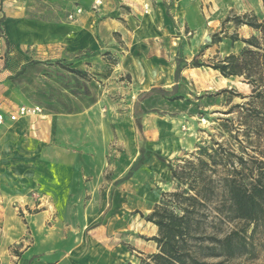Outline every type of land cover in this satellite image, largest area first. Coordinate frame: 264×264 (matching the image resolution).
I'll return each instance as SVG.
<instances>
[{"label": "rangeland", "instance_id": "1", "mask_svg": "<svg viewBox=\"0 0 264 264\" xmlns=\"http://www.w3.org/2000/svg\"><path fill=\"white\" fill-rule=\"evenodd\" d=\"M190 1L199 3L208 33L200 48H184L182 43L175 48L171 55L174 65L171 82L155 86L170 91L168 94L140 91L131 74L122 73L109 81L97 79L96 89L91 86L89 95H83L86 100L98 95L90 112L77 118H47L44 111L63 108L69 103L62 90L78 91L80 87L67 79L73 73L61 68L64 63L56 59L41 67L32 66L26 72L23 79L29 83L32 104L41 107L39 113L18 116L30 118L31 143L29 148L17 150L13 155L7 143L0 139V158H7L0 168L19 172L16 180L4 181L0 169V189L5 192L0 194L6 196L13 190L20 196L11 202L0 197V217L11 222L8 227L0 223V233L10 230L18 236L8 244L9 252L38 243L43 254L57 256L63 264H68L86 252L96 253L106 248L117 254L111 257V263L94 260L83 264L154 263L153 255L160 252L156 239L159 229L146 216L164 194L187 188L171 176L169 164L176 167L184 159L197 162L204 151L220 152L218 146L247 161L252 157L264 160V95H257L244 76H223L211 67L212 62L238 54L245 45L240 38L260 37L257 30L251 35L244 31L245 24H237L235 16H256L260 21L264 17L244 9L252 3L250 0ZM101 4L92 5V10ZM140 4V10L150 13L149 0ZM261 6L264 11V3ZM78 7L82 6L77 0H10L4 6L7 11L2 10L0 59H6L10 48L8 27L14 18L10 15L16 10L29 18L55 22L72 20L75 14L73 18L69 15ZM46 29L52 30L50 25L41 30ZM184 31L188 38L191 31L183 28ZM178 58L182 70L180 78L175 80ZM194 59L199 61L198 66L193 65ZM41 83L53 94L52 99L45 98L40 91ZM175 85L177 89L173 92ZM0 100V105L8 103ZM12 101L17 106L15 109L9 106L8 115L16 113L19 106L15 99ZM136 110L148 111L140 115L139 123ZM16 120L8 119V122ZM142 148L145 160L131 171ZM25 156L31 159V165L10 164L12 158L23 162ZM216 168L217 174L209 169L207 172L217 176L222 166ZM40 211L44 217L40 224L34 223L30 214ZM194 217L200 220L199 228L187 237L185 247L197 257L222 263L229 260L264 264V226L256 227L242 219L229 220L207 206L201 207ZM232 230H244L251 254L207 257L198 251L201 243L212 244L207 234L222 237Z\"/></svg>", "mask_w": 264, "mask_h": 264}, {"label": "crops", "instance_id": "2", "mask_svg": "<svg viewBox=\"0 0 264 264\" xmlns=\"http://www.w3.org/2000/svg\"><path fill=\"white\" fill-rule=\"evenodd\" d=\"M77 1L81 3L83 12L76 13L72 20L65 18L46 22L26 17L17 10L14 15H10L14 17L10 19L8 27L10 48L6 59H0V90L2 89L0 99L8 102L5 106L0 105V113L4 116V124L0 125V133H3V136L0 139L7 143L8 150H11L13 155L17 150L29 148L31 138L28 134H31L32 130L28 125L30 119L28 117H20L15 122L9 123L7 110L9 106L16 108L13 99L19 106L36 105L32 104L34 98L31 96L29 83L23 79L32 66L41 67L46 62L50 63L51 60L56 59L64 63L62 65H69L70 68L86 73L84 77L75 74L66 77L80 87L77 92L71 89L61 91L63 97L69 100L66 107L44 111L47 118L50 116L77 118L85 112H90L91 106L98 101L97 94L92 97L96 99L94 102H90L91 98L86 100L83 97L87 93L89 95L91 86L96 89L97 79L109 81L122 73H130L136 85L140 86V91H150L161 83L168 84L171 82L174 70L171 55L175 48L180 43L184 48H200L204 44V36L208 33L199 3L190 0H149L151 10L147 14L140 10L142 0H101V6L95 10L91 7L94 5V0ZM250 1L252 3L244 9L253 11L255 15L263 18L262 0ZM7 3L9 4L10 0H0V23L3 18L2 10L7 11L4 8ZM49 25L51 32L47 29L41 30L42 27L48 28ZM244 27L243 30L248 34L255 33L254 28L246 25ZM183 28L191 31L188 33V38L185 31L182 32ZM24 66H26L24 72L19 77H15ZM63 77L65 79V76ZM85 86H88L87 92L83 89ZM40 91L45 98H53V94H50L44 83H41ZM24 158L23 162L12 158L13 162L10 164L33 163L28 156ZM6 162V156L0 158V164ZM0 169L1 180L4 181L16 180L19 175L18 171L10 168ZM1 196L10 202L20 197L13 190L6 196L0 194ZM30 216L33 217L34 223L40 224L44 214L40 211ZM0 223L8 227L11 222L2 221L0 217ZM17 238L18 236L10 230L4 234L0 233V264H49L51 260L53 261L51 264H63L62 258L59 259L57 256L52 258L43 254L44 250L38 243L26 249H17L18 253L9 252L8 244L13 243ZM114 253L107 251L106 248L96 253L90 251L72 258L68 264H83L94 260H107L111 263V257L117 255ZM117 258L121 260V256Z\"/></svg>", "mask_w": 264, "mask_h": 264}, {"label": "trees", "instance_id": "3", "mask_svg": "<svg viewBox=\"0 0 264 264\" xmlns=\"http://www.w3.org/2000/svg\"><path fill=\"white\" fill-rule=\"evenodd\" d=\"M262 2L264 3V0ZM234 18L237 24H245L257 30L260 37L253 35L249 38H240L245 43L241 51L238 54H229L218 62H212L211 67L223 76H244L256 90L257 95H264V20L260 21L256 16L248 15H237ZM199 64L198 60H193V65ZM25 67L15 77H19ZM61 67L81 77L86 75L82 70L70 68L69 65ZM181 70L178 58L174 72L175 80L180 78ZM83 89L87 92L88 86ZM176 89L177 85L174 86L173 92ZM150 92L168 94L170 91L156 87ZM94 100L96 99L91 98L90 102ZM145 112L148 111L136 110L138 123L140 115ZM218 147L220 152L216 149H212V153L204 151L197 162L184 159L182 165L177 164L178 167L169 164L171 176L179 183H185L187 188L164 194L162 201L146 216L148 221L158 226L159 237L156 239L160 247V252L153 255L155 262L147 264H245L229 260L223 263L208 261L204 257H197L185 247L187 237L199 228L200 220L194 216L200 212L201 207L214 209L229 220L242 219L256 224V227L264 226V160L252 157L247 161L243 156L234 155L222 146ZM144 152L142 148L139 159L131 171L145 160ZM211 165L222 166L221 173L217 176L209 174L207 169L210 172L214 171L215 174L218 171L216 166L208 168ZM243 231L232 230L222 237L207 234L212 244L201 243L198 251L207 257L224 255L226 258H232L240 254H251L250 244L246 242Z\"/></svg>", "mask_w": 264, "mask_h": 264}, {"label": "built area", "instance_id": "4", "mask_svg": "<svg viewBox=\"0 0 264 264\" xmlns=\"http://www.w3.org/2000/svg\"><path fill=\"white\" fill-rule=\"evenodd\" d=\"M100 3H101V0H94L95 5H99ZM79 12H81L80 7L76 8L75 12L69 15V18H73V15ZM39 112H41V107L38 105H32V106L21 105L18 107L16 113L9 114L8 118L11 120H16L18 116L20 115L35 114ZM3 121H4V116L3 114L0 113V124Z\"/></svg>", "mask_w": 264, "mask_h": 264}]
</instances>
